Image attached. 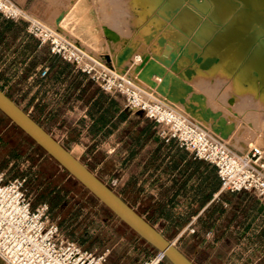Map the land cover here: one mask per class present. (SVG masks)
Here are the masks:
<instances>
[{
    "label": "crops",
    "instance_id": "obj_1",
    "mask_svg": "<svg viewBox=\"0 0 264 264\" xmlns=\"http://www.w3.org/2000/svg\"><path fill=\"white\" fill-rule=\"evenodd\" d=\"M44 69L47 74L41 76ZM0 89L73 155L84 157L89 169L159 232L183 244L178 247L195 264H264V207L253 194L221 191L215 166L174 140L165 142L155 123L125 108L120 95L103 91L51 54L28 33L26 22L1 14ZM0 117L19 130L1 111ZM36 149L31 144L30 154L46 157ZM16 159L13 165L9 156L0 173L6 180L31 177L20 168L34 159ZM76 242L91 250L86 239ZM125 245L138 250L135 243ZM108 264L133 262L118 255Z\"/></svg>",
    "mask_w": 264,
    "mask_h": 264
},
{
    "label": "rangeland",
    "instance_id": "obj_2",
    "mask_svg": "<svg viewBox=\"0 0 264 264\" xmlns=\"http://www.w3.org/2000/svg\"><path fill=\"white\" fill-rule=\"evenodd\" d=\"M17 1L27 5L51 27L58 28L56 30L62 35L98 60L115 64L114 60L122 50L129 48V58L124 63L128 65L127 74L134 79L139 76L136 81L140 86L159 92L156 84L153 87L151 76L166 70L141 68L136 73L135 69L141 59L151 54V49L165 44V35L170 32L168 26L160 28L115 21L113 12L115 14L117 10L111 0H27V4L26 0ZM145 28L149 31H142ZM150 58L161 63L158 56ZM180 72L182 69L168 71L172 79L174 76L182 79ZM172 82L165 88H170L167 95L174 88L172 105L186 112L206 131L218 137L222 135L228 145L238 151H248L254 146L264 148V109L250 94L233 91L224 78L217 76L203 82L190 79V90L181 85L174 86ZM30 146L20 130L0 117V167L9 156L13 157V165L17 157L20 163L24 158L29 162H32L30 157L34 159L33 165L20 164V169L32 175L27 176V180L33 200L48 203L51 218L57 221L62 234L75 241L86 239L91 250L109 249L107 262L123 255L125 261L131 258L133 264H144L146 243L50 158L40 160L38 155L30 154ZM80 160L86 162L82 156ZM50 188L56 189L57 194L50 192ZM127 242L135 243L138 250H129L125 245ZM175 244L183 246L178 242Z\"/></svg>",
    "mask_w": 264,
    "mask_h": 264
},
{
    "label": "built area",
    "instance_id": "obj_3",
    "mask_svg": "<svg viewBox=\"0 0 264 264\" xmlns=\"http://www.w3.org/2000/svg\"><path fill=\"white\" fill-rule=\"evenodd\" d=\"M0 14L6 19L24 21L27 31L51 54L72 64L103 91L120 95L128 110L142 113L155 123L165 142L176 141L197 159L215 166L221 191L253 194L264 207V148L248 151L231 148L221 137L202 128L186 112L165 99L140 89L125 73H118L110 62H100L83 48L33 18L14 0H0ZM47 70L41 71L45 76ZM26 177L5 179L0 173V264H108L109 249L83 248L65 237L51 218L48 203L33 204ZM190 233L195 228L189 229ZM164 253L157 251L144 264H166Z\"/></svg>",
    "mask_w": 264,
    "mask_h": 264
},
{
    "label": "bare ground",
    "instance_id": "obj_4",
    "mask_svg": "<svg viewBox=\"0 0 264 264\" xmlns=\"http://www.w3.org/2000/svg\"><path fill=\"white\" fill-rule=\"evenodd\" d=\"M111 1L117 10V16L113 12L115 21L160 28L168 26L170 30L165 35V44L151 49L149 56L140 58L135 69L136 73L141 68L169 72L182 69V79L175 76L172 79L168 71H161L162 75L154 72L151 83L154 88L156 84L160 94L140 86L136 81L139 76L134 79L127 74L128 65L124 63L129 58V48L123 49L122 54L114 60L115 64H111L116 72L124 71L126 77L140 89L172 105L174 88L168 95L170 88L165 89L167 84L173 83L172 80L174 86L181 85L185 90H190V79L203 82L217 76L224 78L233 91L250 94L264 109V0ZM146 30L149 31L148 28L142 29ZM150 56L160 57L161 63ZM177 98L183 101V98ZM215 134L218 135V132Z\"/></svg>",
    "mask_w": 264,
    "mask_h": 264
},
{
    "label": "water",
    "instance_id": "obj_5",
    "mask_svg": "<svg viewBox=\"0 0 264 264\" xmlns=\"http://www.w3.org/2000/svg\"><path fill=\"white\" fill-rule=\"evenodd\" d=\"M0 111L139 238L156 251L164 253L169 264H195L173 241L165 237V235L142 217L118 193L105 184L84 162L73 155L71 151L35 121L2 89H0Z\"/></svg>",
    "mask_w": 264,
    "mask_h": 264
},
{
    "label": "trees",
    "instance_id": "obj_6",
    "mask_svg": "<svg viewBox=\"0 0 264 264\" xmlns=\"http://www.w3.org/2000/svg\"><path fill=\"white\" fill-rule=\"evenodd\" d=\"M15 127H17L16 125H15ZM18 128V127H17ZM19 129V128H18ZM20 130V129H19ZM21 131V130H20ZM22 133H23V135L25 136V138L32 144V145H34L36 148H37V150H39L41 153H43V154H45L46 155V157H48V158H50L55 164H57V165H59L54 159H52L49 155H47L46 153H45V151L42 149V148H40L38 145H36L35 143H34V141L28 136V135H26L23 131H21ZM65 171V170H64ZM68 175H69V173L67 172V171H65ZM49 176H51V174H49ZM70 176V175H69ZM72 177V176H71ZM73 178V177H72ZM74 179V178H73ZM75 181L76 182H78L76 179H75ZM79 183V182H78ZM80 184V183H79ZM81 185V184H80ZM82 186V185H81ZM83 187V186H82ZM86 191H88L87 189H86ZM50 192H55V194H57V192H56V189H53V188H50ZM89 192V191H88ZM90 193V192H89ZM91 194V193H90ZM92 195V194H91ZM113 214V213H112ZM114 215V214H113ZM115 216V215H114ZM124 224V223H123ZM146 243V242H145ZM146 245H147V248H146V253L148 254V255H153V254H155L157 251L154 249V248H152L150 245H148L147 243H146ZM168 263V262H167ZM169 264V263H168Z\"/></svg>",
    "mask_w": 264,
    "mask_h": 264
}]
</instances>
